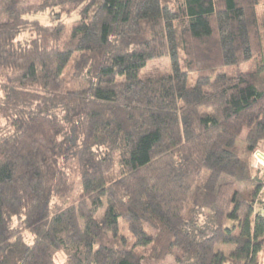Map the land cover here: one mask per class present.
<instances>
[{"label":"trees","instance_id":"1","mask_svg":"<svg viewBox=\"0 0 264 264\" xmlns=\"http://www.w3.org/2000/svg\"><path fill=\"white\" fill-rule=\"evenodd\" d=\"M262 141L264 0H0V264H263Z\"/></svg>","mask_w":264,"mask_h":264},{"label":"rangeland","instance_id":"2","mask_svg":"<svg viewBox=\"0 0 264 264\" xmlns=\"http://www.w3.org/2000/svg\"><path fill=\"white\" fill-rule=\"evenodd\" d=\"M39 19L42 22L48 21V14L44 13L38 16ZM255 69L254 61H247L241 64V70L243 71H252ZM170 71V65L168 58L166 56L156 58L153 60H149L145 62V64L141 63L138 65H132L125 70L121 71L119 74L128 77L132 75H136L137 73L140 76L147 75V74H155L158 72H167ZM196 79L195 73H190L187 77V84H193ZM245 136V132L242 133L241 137L237 140V145L241 147L243 144V138ZM251 170L253 174H257L258 176H261L264 178V141L260 142L255 153L251 157V163H250ZM80 191V187L77 185L75 188V192L71 196L70 199H74ZM262 192H264V187L262 189ZM263 202H264V196H263ZM58 257L61 258V255H58ZM260 260L264 264V249L262 253L260 254Z\"/></svg>","mask_w":264,"mask_h":264}]
</instances>
